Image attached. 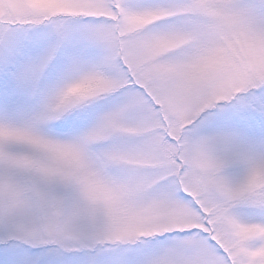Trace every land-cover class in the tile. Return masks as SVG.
Returning a JSON list of instances; mask_svg holds the SVG:
<instances>
[{
	"label": "snow or ice",
	"instance_id": "1",
	"mask_svg": "<svg viewBox=\"0 0 264 264\" xmlns=\"http://www.w3.org/2000/svg\"><path fill=\"white\" fill-rule=\"evenodd\" d=\"M0 264H264V0H0Z\"/></svg>",
	"mask_w": 264,
	"mask_h": 264
}]
</instances>
